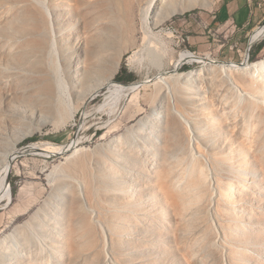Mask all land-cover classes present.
<instances>
[{
    "label": "rangeland",
    "instance_id": "rangeland-1",
    "mask_svg": "<svg viewBox=\"0 0 264 264\" xmlns=\"http://www.w3.org/2000/svg\"><path fill=\"white\" fill-rule=\"evenodd\" d=\"M220 1L204 0L203 7H192L184 13L174 14L152 25L153 34L162 42L157 46L160 50L164 48L161 52L167 55L162 72L173 70V63L184 51L194 53L201 61L181 64L176 71L179 74H187L198 69L205 70L212 65L209 60L235 64L244 62L248 39L253 31L249 32L247 37H240L227 26L213 27L210 24V16L214 14ZM33 8L40 22H48L42 13L41 5L36 7L33 4ZM20 16L23 17V22H33L26 18L27 15ZM95 21L90 22L92 28H95L93 34L107 49L101 54L103 59L99 73L103 76L111 75V78L74 113L72 119L58 123L59 119L54 117L48 119L49 122L40 128L37 123L29 121L33 131L24 135L17 143L20 150L36 142L62 144L73 141L80 129L83 114L101 104L104 95L112 87L128 86L149 80L158 74L146 58V53L143 54L145 58L142 61H138L139 56L133 59L139 35L135 36V40H131V37L134 39L131 31L124 36V33L116 32L108 20ZM187 36L205 38L198 45L189 43ZM263 40L256 41L252 47ZM263 57L264 49L254 60L251 59L250 50L247 62L252 63ZM202 58L209 60L203 61ZM121 68L134 76L132 82L120 83L115 80ZM202 73L197 80L187 82L183 79L178 85L187 87L191 95L207 104L213 119L218 122L215 141L208 143L197 139L199 141L197 144L195 138L190 140L192 135L189 128L185 129V125L174 114L172 108L176 107L188 120L194 119L195 116L182 101L168 77L171 89L164 98V110L168 114L167 124L171 129L161 124L154 130L146 129L145 133L142 132L144 135L151 132L150 138L155 141V154L137 155L126 144L113 152L121 159L122 164L119 168L121 171H129L130 165L136 166L135 168L132 166L130 175L138 177V182L133 185L137 194L142 192L146 194L143 202L146 203V197L150 195L162 199L157 179L172 165L187 172L188 169L193 172L191 171L193 168L196 173V167H201L207 172L209 177L204 186L207 202L205 200L203 204L189 206L180 214L170 213L167 203L154 209L145 204L146 208L142 206L137 212L140 215L155 217L152 223L147 224L140 217L137 218L134 211L127 215L129 210L115 209L114 204H121L123 201L120 200V196L114 195L112 190L102 187L107 171L99 169L98 163L105 156V144L146 117L151 109L157 106L160 91H164L162 85L154 84L150 80L122 101L120 111L118 110L117 115L111 119L114 123L110 127L99 128L96 125L98 119L109 120L108 115L97 114L85 121V128L80 133L82 139L77 147L81 148L80 151L88 158L85 168H53L64 162V157L70 155L71 151L56 157L44 158L35 154H21L15 158L8 174L11 199L7 207H0V264L8 262L6 256L14 257L12 262L16 264H264V250L259 249L264 248V237L248 230L237 231L238 227L235 224L224 220L223 223L228 230L227 238L231 244L228 243V246L223 244L220 227L212 216L211 210L213 207L215 209V205L210 206L208 201L209 196L215 195L217 177L224 178L226 168L239 163L244 167L238 179L246 183L244 188L250 187L251 184L257 185L256 189H252L261 194L259 202L264 204V131L258 132L256 123L244 115L243 105L238 101L239 92L232 90L223 77L218 79L220 86L212 89L204 76V71ZM231 76L239 86L240 94L254 95V89L249 93L244 90L248 87L246 75L233 71ZM113 79L120 85H109ZM219 98L220 109L215 110L210 106L211 101ZM230 112L237 122L235 131L225 123L226 113ZM243 124L248 126L246 133L250 131L248 136L253 140L251 148L239 138L236 131ZM186 132L189 140L186 139L188 137ZM124 139L122 138L120 142ZM198 146L203 149L201 154L195 151ZM211 154L215 156V160ZM65 170L68 171L64 172ZM84 181L89 186L88 190L82 184ZM78 186L83 190L85 203L81 201ZM72 204L79 208L77 213H72ZM39 208L47 211L45 216L39 212L42 214L39 220L43 225L36 226L33 234L30 231L24 232L21 227ZM262 212L264 214V209ZM49 215L53 216L51 221L44 222ZM165 217L176 226L166 230L165 225L160 223ZM127 237L133 240L126 241ZM39 238L42 242H38ZM13 239L15 240L12 243ZM4 240L6 242L2 245L1 242ZM28 241L29 250L26 247ZM167 247H170L169 251L166 250Z\"/></svg>",
    "mask_w": 264,
    "mask_h": 264
},
{
    "label": "bare ground",
    "instance_id": "bare-ground-1",
    "mask_svg": "<svg viewBox=\"0 0 264 264\" xmlns=\"http://www.w3.org/2000/svg\"><path fill=\"white\" fill-rule=\"evenodd\" d=\"M202 1L204 0H0V207H7L11 199L8 174L11 163L16 157L21 154H35L44 158L56 157L71 151L70 155L64 157V162H60L53 168H85L88 158L80 151L81 148H77L82 139L80 133L85 128V121L97 114L108 115L109 120L100 121L98 119L96 125L99 128L110 127L114 123L111 119L117 115L122 101L129 98L138 87L145 85L142 82H136L128 86L112 87L104 95L101 104L83 114L80 129L76 132L73 141L62 144L36 142L20 150L17 143L23 139L24 135L33 131L29 121L37 123L40 128L49 122L48 119L54 117L59 119L58 123L72 119L74 113L79 111L96 90L111 78V75L103 76L99 73L103 59L101 54L107 49L95 38L93 34L95 28H92L90 22L108 20L116 32L125 34L131 31L134 37V39L131 37V40H135V36L139 35L137 48L133 51V59L139 56L138 61H142L145 58L143 54L146 53L145 56L149 63L161 74L166 65L167 55L161 52L164 48L159 49L158 44L162 42L153 34L152 25L174 14L184 13L192 7H203L205 5ZM33 4L36 7L41 5L42 13L48 22H40ZM20 14L27 15L26 18L33 22H23ZM263 37L264 26L262 25L255 28L250 36L253 42ZM193 61L201 60L194 53L184 51L173 63V67ZM209 62H212V65L205 70L198 69L187 74L173 71L168 74L155 75L153 83L162 85L164 88V91H160L157 106L153 107L151 112L139 120L136 125L127 128L123 134H119L113 141L105 144V156L98 165L99 169L107 171L102 187L112 190L114 195L120 196V200L123 201L121 204H114L115 209L129 210L127 215L131 213L130 211H134L137 213L134 214L137 218L140 217L150 224L155 217L140 215L137 212L139 211L137 209L142 206L146 208L145 204L150 209H154L167 203L170 213L180 214L189 206L203 204L205 200L207 202L204 190L209 177L207 172L201 167H196V173L193 168L191 170L193 172H190V169L187 172L175 165H172L169 170H164L160 177L158 176V189L162 199L150 195L146 197V203L143 202L146 194L143 192L137 194L133 185L138 182V177L130 175L132 166L133 168L136 166L130 165L129 171H121L119 169L122 164L121 159L113 152L126 144L137 155L155 154V141L150 138L151 132L145 135L144 133L146 129L154 130L161 124L171 129V126L167 124L168 114L164 110V98L171 89L168 77L174 84L175 90L179 92L182 101L195 116L194 119L188 120L176 107L172 108L174 114L185 125V129L189 128L192 135L190 140L195 138L196 141L201 139L211 143L217 139L218 122L213 119L207 104L191 95L187 87L178 85V82L183 79L187 82L197 80L202 76L203 71L210 88L215 89L220 86L218 82L220 77L224 78L232 90L239 92L238 101L243 105L244 115L256 123L258 132L264 131V57L252 63L244 60L242 64L233 62L218 64L212 60ZM233 71L247 76L246 86L249 88H246L249 90H244L249 93L254 89V95L240 94L241 90L231 76ZM211 102L210 106L213 109H220V98L212 99ZM225 123L227 127L235 131L237 122L231 112L226 113ZM247 129L248 126L243 124L236 131L239 138L251 148L253 140L248 136L250 131L246 133ZM186 136H188L187 132ZM122 138L125 139L120 142ZM186 139L189 140V136ZM196 143L198 144L199 141ZM195 151L201 154L203 149L198 146ZM192 153L195 152L192 151ZM212 157L215 160V156L212 155ZM243 167L244 165L239 163L228 166L224 178L217 177L215 195L208 198L210 206L215 205V209L213 207L211 210L212 216L220 227L224 239L223 244L227 246L231 244V241L227 238L228 230L223 223L224 220L235 224L238 227L237 231L248 230L264 237V214L262 212L264 204L259 202L261 194L252 189H256L257 185L251 184L250 187L244 188L246 183L238 179L243 172ZM66 171L68 170L64 172ZM49 174H52V170ZM82 184L86 190L89 189L85 181ZM78 192L82 203H85L80 186H78ZM78 210L76 205H71L72 213H77ZM39 212L43 216L47 213L39 208L21 227L24 232L30 231L33 234L36 226L43 225V222L39 220L42 215ZM52 217L49 215L44 222L51 221ZM160 223L165 225L166 230L176 226L167 217L162 218ZM19 233L23 234V232ZM14 240H11L12 243ZM132 240V238H126V241L131 242ZM40 241L42 242L41 238L38 242ZM5 242L4 240L1 244ZM28 243L30 242H26L27 249ZM259 249L264 250L263 247ZM166 250L169 251L170 247ZM13 258L6 256L8 261L6 264H16L12 262Z\"/></svg>",
    "mask_w": 264,
    "mask_h": 264
},
{
    "label": "crops",
    "instance_id": "crops-1",
    "mask_svg": "<svg viewBox=\"0 0 264 264\" xmlns=\"http://www.w3.org/2000/svg\"><path fill=\"white\" fill-rule=\"evenodd\" d=\"M210 19L215 28L227 26L240 37H247L249 32L264 24V0H221ZM204 38L186 37L189 43L198 45Z\"/></svg>",
    "mask_w": 264,
    "mask_h": 264
},
{
    "label": "trees",
    "instance_id": "trees-1",
    "mask_svg": "<svg viewBox=\"0 0 264 264\" xmlns=\"http://www.w3.org/2000/svg\"><path fill=\"white\" fill-rule=\"evenodd\" d=\"M263 41L261 43H259L257 46L251 48V59L254 60L256 58V56L258 55V53L261 51V49L264 45ZM115 80L117 82H120V83H129V82H132L134 80V76L130 73H127L123 68H121L118 71V73L116 74ZM115 80L114 79L111 80L109 82V85H114V84L120 85V84L115 83ZM32 141H34V140H32Z\"/></svg>",
    "mask_w": 264,
    "mask_h": 264
},
{
    "label": "water",
    "instance_id": "water-1",
    "mask_svg": "<svg viewBox=\"0 0 264 264\" xmlns=\"http://www.w3.org/2000/svg\"><path fill=\"white\" fill-rule=\"evenodd\" d=\"M262 26H264V24L262 25ZM255 44V42H253V41H251V38H249L248 39V44H247V48H246V53H245V55H246V58H245V60L247 61L248 60V55H249V51L251 50V48H252V46ZM205 58H202V60H204ZM218 64H228V63H230V62H217ZM243 63V62H242ZM242 63H240V64H242ZM181 66V65H180ZM180 66L179 65H177L175 68H173V70H171V71H166V72H163V73H166V74H168V73H170V72H173V71H177V69L178 68H180ZM163 73H161V74H163ZM159 74V73H158ZM157 74V75H158ZM161 74H159V75H161ZM155 79V77H152L151 79H149V80H144V81H141L142 82V84H145L146 82H149L150 80H154Z\"/></svg>",
    "mask_w": 264,
    "mask_h": 264
},
{
    "label": "built area",
    "instance_id": "built-area-1",
    "mask_svg": "<svg viewBox=\"0 0 264 264\" xmlns=\"http://www.w3.org/2000/svg\"><path fill=\"white\" fill-rule=\"evenodd\" d=\"M262 39H264V37Z\"/></svg>",
    "mask_w": 264,
    "mask_h": 264
}]
</instances>
